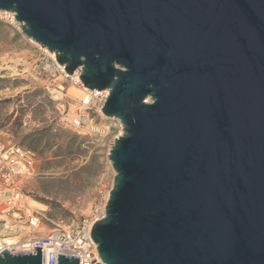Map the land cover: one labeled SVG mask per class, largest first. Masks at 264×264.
<instances>
[{
	"label": "water",
	"instance_id": "obj_1",
	"mask_svg": "<svg viewBox=\"0 0 264 264\" xmlns=\"http://www.w3.org/2000/svg\"><path fill=\"white\" fill-rule=\"evenodd\" d=\"M0 12L84 88L109 91L101 113L123 135L90 229L99 264H264V0H0ZM0 264H41V248Z\"/></svg>",
	"mask_w": 264,
	"mask_h": 264
},
{
	"label": "rangeland",
	"instance_id": "obj_2",
	"mask_svg": "<svg viewBox=\"0 0 264 264\" xmlns=\"http://www.w3.org/2000/svg\"><path fill=\"white\" fill-rule=\"evenodd\" d=\"M4 16H0V143L36 153L34 174L23 181L24 194L29 206L30 201L43 206H30L43 220L26 233L5 231L0 218V237L45 236L53 228L66 229L91 217L101 194L113 187L115 173L108 156L123 135L122 125L116 118L99 117L96 123L103 126L102 134L64 129L57 108L61 104L65 111L75 109L80 100L70 93L75 88L59 71L54 76L48 73L49 54L31 44L17 21ZM57 86L63 89L60 100L49 93Z\"/></svg>",
	"mask_w": 264,
	"mask_h": 264
},
{
	"label": "built area",
	"instance_id": "obj_3",
	"mask_svg": "<svg viewBox=\"0 0 264 264\" xmlns=\"http://www.w3.org/2000/svg\"><path fill=\"white\" fill-rule=\"evenodd\" d=\"M1 14H6L5 19L15 22L13 14L0 12V16ZM31 44L49 54L51 64L47 67L48 73L54 76L59 71L63 79H69L70 85L83 94L75 109L65 111L61 104L57 108L62 127L77 133L102 134L100 130L103 127L96 120L102 117L101 109L109 91H89L84 88L79 82V72L68 76L64 69L61 71L56 66L54 53L51 56L50 52L36 42L31 41ZM62 92L60 86L49 89L50 97L54 100H60ZM37 159L36 153L23 146L0 143V218L6 229L33 231L42 223L41 213L32 210L28 205L23 184L26 178L34 174ZM110 190L101 194L100 202L91 217L69 228H53L47 235L39 237L7 235L0 238V254L4 250L10 255L34 254L35 248L40 247L41 264H56L57 255L78 258V264H99L97 247L91 239L90 229L95 222L104 218Z\"/></svg>",
	"mask_w": 264,
	"mask_h": 264
},
{
	"label": "bare ground",
	"instance_id": "obj_4",
	"mask_svg": "<svg viewBox=\"0 0 264 264\" xmlns=\"http://www.w3.org/2000/svg\"><path fill=\"white\" fill-rule=\"evenodd\" d=\"M7 18V17H6ZM51 56H53V53H51ZM56 66L58 67V69H60L61 71L64 69V68H62V67H60L58 64H56ZM70 93H71V95L73 96V98H77V99H82V96H83V94L79 91V90H77V89H75V90H70ZM102 117H104V118H106L105 116H103L102 115ZM108 119V118H107ZM103 127V126H102ZM101 133H103L104 131H103V128H101ZM30 206L34 209V208H42L43 206H41L40 204H38L37 202H34V201H30ZM5 229V231H6V228H4ZM12 230H13V228H11ZM12 230H10V233L11 232H13ZM24 232H26V233H30V231L29 230H27L26 229V231H24ZM4 234H6V233H3L2 232V236L4 235ZM7 236V235H6ZM5 237V236H4ZM4 237H0V238H4ZM16 239H14V241H15Z\"/></svg>",
	"mask_w": 264,
	"mask_h": 264
}]
</instances>
